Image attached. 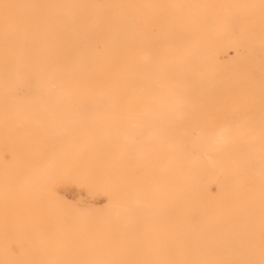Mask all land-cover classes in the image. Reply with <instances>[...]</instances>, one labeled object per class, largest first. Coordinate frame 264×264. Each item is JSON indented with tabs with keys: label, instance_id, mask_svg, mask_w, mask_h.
I'll list each match as a JSON object with an SVG mask.
<instances>
[{
	"label": "rangeland",
	"instance_id": "obj_1",
	"mask_svg": "<svg viewBox=\"0 0 264 264\" xmlns=\"http://www.w3.org/2000/svg\"><path fill=\"white\" fill-rule=\"evenodd\" d=\"M167 2L174 23L162 33L158 14L149 37L205 53L132 58L114 102H22L8 119L49 135L17 149L0 187V245L19 219L36 264H264V0Z\"/></svg>",
	"mask_w": 264,
	"mask_h": 264
},
{
	"label": "bare ground",
	"instance_id": "obj_2",
	"mask_svg": "<svg viewBox=\"0 0 264 264\" xmlns=\"http://www.w3.org/2000/svg\"><path fill=\"white\" fill-rule=\"evenodd\" d=\"M170 5L167 0H0V187H8L13 180L17 149L25 141L49 135L45 121L36 116L23 118L16 127L8 125L22 102L33 106L45 101L68 106L114 102L116 90L123 81L128 84L129 74L135 73L132 58L145 63L153 55L192 57L205 53L196 39L149 37L150 26L159 21L158 14L165 19L158 23L162 33L174 23L168 18ZM7 18L8 22L4 21ZM182 34L191 35L187 29ZM145 82L142 78L141 84ZM18 87L23 89L22 96L17 94ZM40 111L44 115L49 109ZM59 120L52 118L48 123L57 133ZM22 181L23 172L14 182ZM14 225L19 237L0 245V264H21L22 253L28 255L29 264H36L21 221ZM57 252L53 248L51 257Z\"/></svg>",
	"mask_w": 264,
	"mask_h": 264
}]
</instances>
